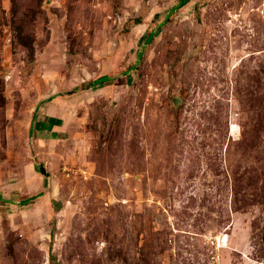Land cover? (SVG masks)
<instances>
[{"label": "rangeland", "instance_id": "374dc122", "mask_svg": "<svg viewBox=\"0 0 264 264\" xmlns=\"http://www.w3.org/2000/svg\"><path fill=\"white\" fill-rule=\"evenodd\" d=\"M0 264H264V0H0Z\"/></svg>", "mask_w": 264, "mask_h": 264}, {"label": "crops", "instance_id": "0c3cea01", "mask_svg": "<svg viewBox=\"0 0 264 264\" xmlns=\"http://www.w3.org/2000/svg\"><path fill=\"white\" fill-rule=\"evenodd\" d=\"M46 113V112H45ZM48 113V112H47ZM37 114H40L41 116H42V119L40 120V115H39V117L37 116ZM37 114H34L35 115V117H34V115H33V117H32V121H31V124L32 123H34L35 121H39V122H41V121H44V123H45V119L46 118H48L49 119V114H42V113H37ZM34 118H36V119H34ZM35 120V121H34ZM51 122V121H50ZM41 123H43V122H41ZM41 123H40V127L39 128H41L42 129V125H41ZM49 125H50V123H49ZM50 127H51V130L54 132V131H56L57 129H59V127L58 126H51L50 125ZM32 128V127H31Z\"/></svg>", "mask_w": 264, "mask_h": 264}, {"label": "trees", "instance_id": "16d2710c", "mask_svg": "<svg viewBox=\"0 0 264 264\" xmlns=\"http://www.w3.org/2000/svg\"><path fill=\"white\" fill-rule=\"evenodd\" d=\"M110 77L109 76H102L100 78H98L95 82H92L91 86H95L97 84H106V83H109L110 82Z\"/></svg>", "mask_w": 264, "mask_h": 264}, {"label": "water", "instance_id": "95a60500", "mask_svg": "<svg viewBox=\"0 0 264 264\" xmlns=\"http://www.w3.org/2000/svg\"><path fill=\"white\" fill-rule=\"evenodd\" d=\"M42 172H43V173H46L44 169H42Z\"/></svg>", "mask_w": 264, "mask_h": 264}]
</instances>
